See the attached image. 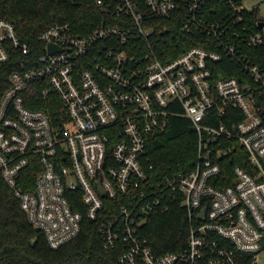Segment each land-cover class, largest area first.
<instances>
[{
    "label": "built area",
    "instance_id": "built-area-1",
    "mask_svg": "<svg viewBox=\"0 0 264 264\" xmlns=\"http://www.w3.org/2000/svg\"><path fill=\"white\" fill-rule=\"evenodd\" d=\"M255 1L95 0L103 14L91 30L51 23L37 35L42 52L0 15V69L14 65L0 96V177L48 245L78 234L85 213L123 264H264V65L254 61L264 58V18ZM178 32L201 43L173 52L166 42ZM228 62L238 74L224 75ZM173 116L192 121L196 156L157 177L148 143ZM236 147L245 155L218 186ZM173 203L191 224L187 246L157 253L144 223Z\"/></svg>",
    "mask_w": 264,
    "mask_h": 264
},
{
    "label": "trees",
    "instance_id": "trees-1",
    "mask_svg": "<svg viewBox=\"0 0 264 264\" xmlns=\"http://www.w3.org/2000/svg\"><path fill=\"white\" fill-rule=\"evenodd\" d=\"M102 14L103 11L95 0H0V15L15 24L18 35L30 45L32 51L37 44L39 51L44 50L37 35L49 24L68 21L76 31L85 32L100 21ZM175 35V39L166 42L167 47L175 46L173 52L201 43L202 35L199 34L178 32ZM254 61L264 65V58L255 57ZM227 65L231 70L224 71V75L238 74V68L229 62ZM13 66L8 63L0 69V96L8 85L9 72ZM35 107L48 109L44 104H37ZM197 137L189 118L171 117L165 130L151 136L146 166L152 165L151 171L157 173V177L189 166L196 156ZM238 153L245 155L242 149L239 152L236 147L225 159L221 175L226 180L223 183L216 182L218 186L230 182L233 165L241 163ZM30 177L32 182L33 173ZM114 201L116 200L106 198L105 206L115 208L112 205ZM76 207L82 210L81 207ZM99 222V219H92L84 213L79 233L52 248L43 231L30 224L11 188L0 177V264H123L117 260V248L104 247L98 231ZM190 226L185 208L173 203L167 210L150 214L144 223V230L154 251L162 253L184 250ZM32 239L35 240L31 242ZM175 264L183 262L177 261ZM199 264L206 262L201 261ZM238 264L250 262L244 257Z\"/></svg>",
    "mask_w": 264,
    "mask_h": 264
},
{
    "label": "rangeland",
    "instance_id": "rangeland-1",
    "mask_svg": "<svg viewBox=\"0 0 264 264\" xmlns=\"http://www.w3.org/2000/svg\"><path fill=\"white\" fill-rule=\"evenodd\" d=\"M254 5L256 6V15L264 18V0H256Z\"/></svg>",
    "mask_w": 264,
    "mask_h": 264
},
{
    "label": "water",
    "instance_id": "water-1",
    "mask_svg": "<svg viewBox=\"0 0 264 264\" xmlns=\"http://www.w3.org/2000/svg\"><path fill=\"white\" fill-rule=\"evenodd\" d=\"M54 48H55V47H54L53 44H49V50H50V51L53 50ZM99 190L102 191V188L99 187ZM34 240H35V239H32L31 242H33Z\"/></svg>",
    "mask_w": 264,
    "mask_h": 264
}]
</instances>
